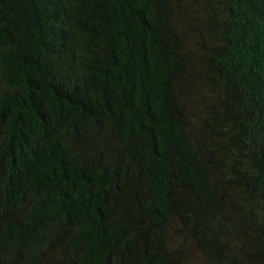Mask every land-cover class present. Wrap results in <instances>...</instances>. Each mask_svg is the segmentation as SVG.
I'll use <instances>...</instances> for the list:
<instances>
[{
	"label": "trees",
	"instance_id": "16d2710c",
	"mask_svg": "<svg viewBox=\"0 0 264 264\" xmlns=\"http://www.w3.org/2000/svg\"><path fill=\"white\" fill-rule=\"evenodd\" d=\"M193 250L264 264V0H0V264Z\"/></svg>",
	"mask_w": 264,
	"mask_h": 264
},
{
	"label": "rangeland",
	"instance_id": "374dc122",
	"mask_svg": "<svg viewBox=\"0 0 264 264\" xmlns=\"http://www.w3.org/2000/svg\"><path fill=\"white\" fill-rule=\"evenodd\" d=\"M187 45L188 47L191 49L192 51V55L193 57H195V55L198 53L199 50H197L199 48V45L196 43V38H194L193 34L188 33L187 37ZM191 73H192V69H191ZM192 254H190V262L189 264H200L201 263V259L198 255V253L193 250L191 251ZM194 253V254H193Z\"/></svg>",
	"mask_w": 264,
	"mask_h": 264
}]
</instances>
